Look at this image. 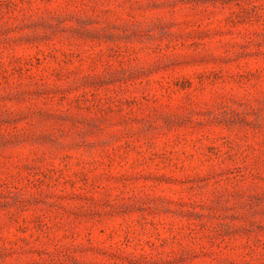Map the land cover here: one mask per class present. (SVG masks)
I'll list each match as a JSON object with an SVG mask.
<instances>
[{"label": "rangeland", "instance_id": "374dc122", "mask_svg": "<svg viewBox=\"0 0 264 264\" xmlns=\"http://www.w3.org/2000/svg\"><path fill=\"white\" fill-rule=\"evenodd\" d=\"M0 264H264V0H0Z\"/></svg>", "mask_w": 264, "mask_h": 264}]
</instances>
